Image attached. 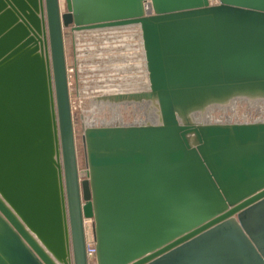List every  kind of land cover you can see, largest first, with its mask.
Here are the masks:
<instances>
[{
  "label": "water",
  "instance_id": "95a60500",
  "mask_svg": "<svg viewBox=\"0 0 264 264\" xmlns=\"http://www.w3.org/2000/svg\"><path fill=\"white\" fill-rule=\"evenodd\" d=\"M0 0V264H264V120L195 122L264 99V0ZM145 3L151 11L146 12ZM138 23L143 124L82 125L63 30Z\"/></svg>",
  "mask_w": 264,
  "mask_h": 264
},
{
  "label": "built area",
  "instance_id": "2783aa9c",
  "mask_svg": "<svg viewBox=\"0 0 264 264\" xmlns=\"http://www.w3.org/2000/svg\"><path fill=\"white\" fill-rule=\"evenodd\" d=\"M211 3L216 2V0H210ZM144 8L146 12L151 11L150 3H145ZM72 32V44L74 47V64L73 67H68L67 65V75H68V85H69V94H70V104L72 114H74V104L71 100V77L74 75L75 79V86L77 89V93L80 89V82L82 77V65L84 64L85 57L80 58L81 49L77 44L82 43V39L89 40L90 44H93L92 47L84 46L82 48L84 53L86 54L89 48H93L90 53L94 55L96 61L94 64V70L97 74L98 78L95 80V88H99L95 90L97 94L94 96V99L102 100L103 97L112 96L117 94H131V93H139V92H146L149 90V81L147 76V69L144 57V49H143V42H142V34L141 29L138 23L120 25V26H111V27H102V28H95V29H83V30H71ZM110 40L111 43L107 41ZM101 41L103 47L111 46L112 50L107 52L106 55L103 54V47L97 46L96 42ZM85 45V44H84ZM116 60L118 65L116 69V73L112 79L109 77L107 78L108 81L105 79L104 69L107 68L106 62L108 60ZM114 62V61H113ZM136 63V64H135ZM136 69H135V68ZM134 71L140 74V82L138 80H134V77L131 79L133 75H129L130 73H134ZM119 72L121 73L120 77L118 76ZM135 72V73H136ZM73 73V74H71ZM126 75H125V74ZM84 76V75H83ZM130 76V77H128ZM137 76V75H136ZM127 78V79H126ZM119 79V80H118ZM105 83V84H103ZM85 85H82L84 87ZM104 105H108L109 103L107 100H104ZM147 101L142 102H118V104H125V105H137L140 108L142 105H145ZM99 103V102H98ZM82 116V115H81ZM147 116V115H146ZM83 121V117H81ZM147 121L144 119H134L127 123H117V124H143ZM115 124L113 122L109 123H100V124H88L83 121V126H103V125H111ZM89 222V221H88ZM86 222V224L88 223ZM90 223V222H89ZM87 234V233H86ZM86 255L89 264H96L95 259V243L93 240L86 238L85 243Z\"/></svg>",
  "mask_w": 264,
  "mask_h": 264
},
{
  "label": "rangeland",
  "instance_id": "374dc122",
  "mask_svg": "<svg viewBox=\"0 0 264 264\" xmlns=\"http://www.w3.org/2000/svg\"><path fill=\"white\" fill-rule=\"evenodd\" d=\"M60 2H61V11H64L65 10L64 0H61ZM63 35H64L63 37L65 44L67 65L68 67H73L74 47L72 44L71 29L65 28ZM107 42L111 43L110 40H108ZM90 45L92 47L93 44H90L88 39L87 40L82 39V43L80 45L77 44V46H79L81 49L80 58L81 57L84 58L86 55L84 64L81 67L82 68L81 80H83V82H80V89L79 92L77 93V89L75 86V79L73 75L71 77V86H70L71 100L73 101V104L75 106L74 114H73V122H74V131H75L76 156H77V163L79 168H83L85 164L84 151L81 142L83 121L88 124L91 123L100 124V123H109V122L127 123L134 119H142V120L144 119L145 121H152L153 119L156 118V109L153 104H150L148 102L144 103L145 105L143 106V108H140L139 106L133 104L130 105L118 104V106L116 107H110L111 103H109L108 105H104L102 104L105 103L104 100H99L98 103L97 100L94 99V96L97 94L95 90L99 89V88H95L94 85L96 78L99 77L97 75L99 71H97L96 74L95 70L93 69L96 59L93 54L90 55V53L92 52L91 50L93 48L91 49L89 48L86 54L84 53V51H82L83 50L82 48H84V46H90ZM96 45L103 47L101 41H97ZM110 49L112 50L111 46H108L106 48L103 47V54L106 55V51L110 52ZM106 64L108 66L106 69H104L103 75H105L104 77L106 81H108L107 79L108 77L112 79L115 76L113 74L116 73L117 66L119 65L116 60H112V59L108 60ZM135 72L136 71H134V73H130L129 75L134 74V76H132L131 79L134 77V80H138L140 82V78H141L140 74L138 72L136 73ZM120 75L121 73L119 72L118 76L120 77ZM82 85L85 86L82 87ZM145 110H146V114H144ZM81 117H83V121ZM217 120L219 122L261 121L264 120V112L260 111V109H258L256 106H249L246 103H237L232 109H228L225 112L215 111L212 114V118L210 119V122H216ZM86 233H87L86 238L93 240L90 231L89 222L86 224Z\"/></svg>",
  "mask_w": 264,
  "mask_h": 264
},
{
  "label": "bare ground",
  "instance_id": "6f19581e",
  "mask_svg": "<svg viewBox=\"0 0 264 264\" xmlns=\"http://www.w3.org/2000/svg\"><path fill=\"white\" fill-rule=\"evenodd\" d=\"M107 102L111 103L110 107L118 106V103H116V102H113V103L110 102V101H107ZM237 103H246L249 106H256L258 109H260V111L264 112V99H262V98L236 97V98H232L231 100L227 101L224 104H213V105H210V106L206 107L205 109H203L202 111L194 114L192 116V119L195 122H203L205 120H206L205 122H210V119L212 118V114L215 111L225 112L228 109H232ZM155 120H156V118L153 119V121H155Z\"/></svg>",
  "mask_w": 264,
  "mask_h": 264
},
{
  "label": "flooded vegetation",
  "instance_id": "af4514ba",
  "mask_svg": "<svg viewBox=\"0 0 264 264\" xmlns=\"http://www.w3.org/2000/svg\"><path fill=\"white\" fill-rule=\"evenodd\" d=\"M63 33H64V30H63ZM144 105H142V107H143ZM144 114H146V110L144 111ZM74 123V122H73Z\"/></svg>",
  "mask_w": 264,
  "mask_h": 264
}]
</instances>
